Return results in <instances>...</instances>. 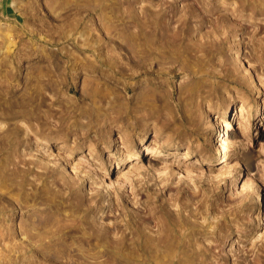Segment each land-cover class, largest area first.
I'll list each match as a JSON object with an SVG mask.
<instances>
[{
  "label": "rangeland",
  "instance_id": "1",
  "mask_svg": "<svg viewBox=\"0 0 264 264\" xmlns=\"http://www.w3.org/2000/svg\"><path fill=\"white\" fill-rule=\"evenodd\" d=\"M146 14L191 50L114 80L96 59ZM0 173V264H167L164 222L209 264L264 259V0H0Z\"/></svg>",
  "mask_w": 264,
  "mask_h": 264
},
{
  "label": "bare ground",
  "instance_id": "2",
  "mask_svg": "<svg viewBox=\"0 0 264 264\" xmlns=\"http://www.w3.org/2000/svg\"><path fill=\"white\" fill-rule=\"evenodd\" d=\"M98 1H100V0H98ZM205 2V1H204ZM100 3V2H99ZM105 4V3H104ZM194 4V3H193ZM204 4H206V3H203V5ZM199 5V4H198ZM201 5V4H200ZM207 5V4H206ZM103 6V5H102ZM189 6V5H188ZM186 7V6H185ZM193 7V6H192ZM104 6H103V8H101L102 10H104ZM170 8V7H169ZM183 8V7H182ZM195 8V7H194ZM185 9V8H184ZM188 9V8H187ZM186 9V10H187ZM190 9V8H189ZM193 9V8H192ZM111 10V9H110ZM160 10V9H159ZM164 11V10H163ZM193 13H196L195 11H192ZM156 13H158V12H156ZM152 14V13H151ZM153 14H154V12H153ZM174 14V13H173ZM129 15V14H128ZM182 15H183V13H182ZM181 15V16H182ZM187 15V14H186ZM190 15H191V11H190ZM134 16V15H133ZM150 16V17H149ZM148 16V14H146V16H144V15H142V17H141V15L140 16H136V18L134 19V21H133V24H134V26H137L135 29V31H132V30H128L127 28H126V30L122 33V34H120L119 35V40H121L120 42H122V44L121 43H119V41H115V43H116V45L114 46L115 48L114 49H111L110 51H111V53H112V57L110 58V59H108V60H105V63L104 62H102L101 60H97L96 59V63H103V64H106L107 66H109L111 69H112V71H113V74H114V76H116V75H118V76H116V77H114V80H116L115 78H118L119 77V75H121V74H123L124 73V69H127L126 67H125V64H130L131 65V68L132 67H134V66H137L138 68H144L145 69V67H144V65H146L147 63H149V62H151L152 60H162L163 58H165V59H167L168 57H171V56H169V54H171V53H173V56H172V58L174 57V58H176V59H179L180 57H184V52H186L187 53V51L186 50H188V48L190 49L191 47H188V48H186L187 47V45H188V43H187V45H186V47H185V45L184 44H182V42H184V40H186L187 39V36L188 35H186V33H185V28L183 27L182 29H181V31H179V32H169V31H171V30H167V26L165 27L164 25H163V23L165 22V21H163V22H161L160 20H159V18H152L153 16H151V15H149ZM161 16H163V15H161ZM180 16V17H181ZM197 16V15H196ZM101 19V18H100ZM125 19V18H124ZM131 19V18H130ZM165 19V18H164ZM182 19H184V18H182ZM181 19V20H182ZM189 20H190V18H188ZM111 20V19H110ZM113 20V19H112ZM186 20V19H185ZM185 20L183 21V23L185 22ZM103 21V20H102ZM115 21V20H114ZM192 21V20H191ZM111 22V21H110ZM126 22H127V20H126ZM182 21H180V23H181ZM186 23V22H185ZM125 24V23H124ZM167 24V23H166ZM165 24V25H166ZM182 24V23H181ZM180 24V25H181ZM184 25V24H183ZM186 25V24H185ZM129 26V25H128ZM127 26V27H128ZM132 26V25H131ZM189 27V26H188ZM132 29H133V27H132ZM189 29V28H188ZM108 30V29H107ZM173 31V30H172ZM178 31V30H177ZM109 34V33H108ZM98 36V35H97ZM111 36V35H110ZM85 37H87V36H85ZM101 37V36H100ZM99 37V38H100ZM112 37V36H111ZM114 37V36H113ZM112 37V38H113ZM107 38H109V37H107ZM89 39V38H88ZM101 39V38H100ZM109 39H111V38H109ZM108 39V40H109ZM99 39H98V37H97V41H98ZM116 40V39H115ZM99 41H102V39L101 40H99ZM105 41V40H104ZM110 41V40H109ZM123 41H124V45H123ZM108 42V41H107ZM192 43H194V42H192ZM204 43V42H203ZM95 44V43H94ZM110 44V43H109ZM190 44V43H189ZM206 44V43H205ZM90 45V44H89ZM102 45H103V43H102ZM113 45V44H112ZM193 45V44H192ZM195 45V44H194ZM197 45V44H196ZM211 45V44H210ZM209 45V46H210ZM96 46V45H95ZM100 46V45H99ZM199 46H201V45H199ZM208 46V45H207ZM90 47V46H89ZM110 47V46H109ZM195 47V46H194ZM204 47V46H203ZM93 48V47H92ZM113 48V47H112ZM197 48V47H196ZM205 48V47H204ZM208 48V47H207ZM60 49V48H59ZM67 49V48H66ZM99 49V52L100 53H103V51L101 52L100 51V49H103V48H101V46H100V48H97V50ZM119 49H124L125 50V52H124V54H123V56H121L120 55V52H119ZM8 50V49H7ZM9 50H11V49H9ZM8 50V51H9ZM68 50V49H67ZM80 50V49H79ZM191 50V49H190ZM189 50V51H190ZM38 51V50H37ZM70 51V50H69ZM86 51V50H85ZM91 51V50H90ZM95 51H96V49H95ZM94 51V52H95ZM13 52V51H12ZM41 52V51H40ZM50 52H51V50H50ZM62 52V51H61ZM64 52V51H63ZM79 53V52H78ZM168 53V54H167ZM186 53H185V57H186ZM12 54V53H11ZM27 54V53H26ZM29 54H31V53H29ZM48 54V53H47ZM52 54V53H51ZM72 54V53H71ZM188 54V53H187ZM63 55V54H62ZM19 56V55H18ZM22 56V55H21ZM77 56V55H76ZM80 56V55H79ZM100 56V55H99ZM110 56H111V54H110ZM124 56H125V59H126V61H124ZM166 56V57H165ZM55 57V56H54ZM65 57V56H64ZM86 57V56H85ZM84 57V58H85ZM192 57V56H191ZM53 58V57H52ZM98 58V57H97ZM171 58V59H172ZM74 59H75V57H74ZM79 59V58H78ZM87 59V58H86ZM101 59V58H100ZM170 59V58H169ZM183 59H185V58H183ZM188 59V58H187ZM193 59V58H192ZM199 59V58H198ZM72 60V59H71ZM76 60V59H75ZM168 60V59H167ZM181 60H182V58H181ZM200 60V59H199ZM80 61V60H79ZM165 61V60H164ZM170 61V60H169ZM183 61V60H182ZM67 62V61H66ZM75 62V61H74ZM77 62V61H76ZM89 61L87 60V63H88ZM156 62V61H155ZM159 62V61H158ZM168 62V61H167ZM65 63V62H64ZM81 63V62H80ZM152 63V62H151ZM157 63V62H156ZM179 64H181V63H179ZM65 65V64H64ZM68 65V64H67ZM78 65V64H77ZM83 65H85L84 64V62H83ZM89 65L90 66H93L94 65V63H92V62H89ZM88 65V66H89ZM189 65V64H188ZM61 66V65H60ZM79 66V65H78ZM158 66H159V64H158ZM58 67V66H57ZM79 67H81V66H79ZM185 67H187V66H185ZM83 68V67H82ZM92 68V67H91ZM130 68V67H129ZM64 69V68H63ZM63 69H62V71H63ZM157 69H158V67H157ZM161 68H159V70H160ZM59 70V69H58ZM92 70V69H91ZM129 70V69H128ZM45 71H47V70H45ZM49 71V70H48ZM60 71V70H59ZM69 71V70H68ZM88 71V70H87ZM101 72V71H100ZM133 73L134 72H137V71H132ZM35 73V72H34ZM48 73V72H47ZM50 73V72H49ZM57 74H58V72H57ZM43 75V74H42ZM42 75H40V76H42ZM56 75V74H55ZM63 75V74H62ZM101 75V74H100ZM46 76V75H45ZM70 76V75H69ZM35 77H36V75H35ZM38 78L37 79H39V76H37ZM71 77V76H70ZM108 77V76H107ZM41 78V77H40ZM49 78H52V77H50L49 76ZM113 78V77H112ZM130 78V77H129ZM34 79V78H33ZM36 79V80H37ZM42 79V78H41ZM72 79V78H71ZM29 80V79H28ZM43 80V79H42ZM50 80H54V79H50ZM60 80V79H59ZM63 80H66V79H63ZM33 81V80H32ZM30 82V81H29ZM37 82V81H36ZM43 82V81H42ZM60 82V81H59ZM46 83V82H45ZM56 83V82H55ZM32 84H33V82H32ZM35 84V83H34ZM40 84V83H39ZM47 84V83H46ZM51 84H52V82H51ZM58 84H60V83H58ZM37 85V84H36ZM36 85H34L33 87L35 88V86ZM48 85V84H47ZM7 86V85H6ZM96 86V85H95ZM95 86H94V89H95ZM31 87V86H30ZM54 87H55V85H54ZM97 87V86H96ZM28 88V87H27ZM93 88V87H92ZM72 89V88H71ZM92 89L93 91H95V90H97V89ZM99 89V88H98ZM67 91H69L70 90V88L69 87H67V89H66ZM100 90V89H99ZM101 91V90H100ZM114 91H116V90H114ZM85 92V91H84ZM89 92V91H88ZM98 92V91H97ZM30 93H31V91H30ZM87 93V92H86ZM90 93V92H89ZM96 93V92H95ZM116 93V92H115ZM88 94V93H87ZM93 94V93H92ZM118 94V93H117ZM36 95V94H35ZM20 96V95H19ZM44 96V95H43ZM87 96H90V95H87ZM41 97V96H40ZM25 98V97H24ZM37 98V97H36ZM93 98V97H92ZM41 99V98H40ZM42 100V99H41ZM46 101V100H45ZM22 102H25L24 100H22L20 103V105H24ZM42 102V101H41ZM46 103V102H45ZM36 104V103H35ZM27 105H29V103L27 104ZM244 105H246V103H245V100L243 101V103L241 104V106L239 107V110H241L242 108L244 109ZM17 106V105H16ZM31 107V106H30ZM20 108V107H19ZM23 108V107H22ZM18 109V108H17ZM24 109V108H23ZM36 109V108H35ZM37 110V109H36ZM23 111V110H22ZM38 111V110H37ZM72 111V110H71ZM70 110L69 111H67V112H71ZM13 113V112H12ZM11 113V114H12ZM15 113V112H14ZM21 113V112H20ZM20 113H18V114H20ZM35 113V112H34ZM39 113V112H38ZM22 114V113H21ZM26 114L27 115H31V114H33V112H32V110H31V112H24L22 115L23 116H25L26 117ZM46 114V113H45ZM89 114V113H88ZM70 115V114H69ZM68 115V116H69ZM37 116H39V115H37ZM43 116V115H42ZM46 116V115H45ZM13 117V116H12ZM18 117V116H17ZM49 117V116H48ZM61 117H62V115H61ZM60 117V118H61ZM65 117V116H64ZM40 118V117H39ZM43 118V117H42ZM66 118V117H65ZM70 118V117H69ZM19 119V118H18ZM38 119V118H37ZM63 119V118H62ZM44 120H46V119H44ZM212 121H215V120H217V117H213L212 119H211ZM62 121V120H61ZM38 122H39V119H38ZM46 122V121H45ZM74 123V122H73ZM59 125H61V124H59ZM70 126L72 125V124H69ZM74 125V124H73ZM62 126V125H61ZM60 126V127H61ZM75 126V125H74ZM41 127V126H40ZM43 127V126H42ZM72 127V126H71ZM10 129V128H9ZM41 129V128H40ZM21 130V129H20ZM36 130H38V128L36 129ZM6 131V130H5ZM15 131V130H14ZM9 132H11V131H9ZM16 132V131H15ZM26 132H27V130H26ZM4 133H6V132H3V134L2 135H4ZM34 133V132H33ZM15 134V133H14ZM7 137V136H6ZM157 137V135H156V133H154L153 134V139L152 140H155V138ZM8 138V137H7ZM17 140V139H16ZM15 140V141H16ZM124 140V143H127L128 142V139H123ZM162 140V142H161V144H160V146H162V145H164V144H168V142L165 140V139H161ZM127 144H129V142L127 143ZM9 145V144H8ZM11 148V147H10ZM157 148L155 147V149H151V152H152V154H158L159 153V150H158V153H157ZM188 152V150H186V153ZM85 154H88V153H85ZM11 157V156H10ZM19 158V157H18ZM12 159V158H11ZM10 159V160H11ZM21 159V158H20ZM150 159V158H149ZM14 161H15V158H14ZM16 161H19L18 159H16ZM21 161V160H20ZM19 163H22V161L21 162H19ZM26 166V165H25ZM14 167V166H13ZM16 168H18V167H16ZM28 168H30L29 166H28ZM5 169H3V171H4ZM13 170V169H12ZM18 171H17V176L19 177L18 178V181H17V187H18V190H19V195L21 196L22 195V189H23V185H24V176L26 175L25 173H26V171H27V169H25V168H21V169H17ZM30 170V169H29ZM13 172H16V171H13ZM1 173H2V171H1ZM1 173H0V175H1ZM6 174V171L5 172H3V174ZM12 173V172H11ZM29 173V172H28ZM10 174V173H9ZM12 174H14V173H12ZM16 174V173H15ZM14 174V175H15ZM6 175H3V177H5ZM9 176V175H8ZM7 177V176H6ZM13 177H15V176H13ZM10 178V177H9ZM17 178V177H16ZM3 179V178H2ZM26 180V179H25ZM16 181V180H15ZM14 182V181H13ZM5 185H7V184H5ZM10 185V184H9ZM13 185V184H12ZM16 185V184H15ZM1 186V185H0ZM4 186V185H3ZM7 187H10V186H7ZM2 189H0V191H1ZM6 190V189H5ZM9 191V190H8ZM37 191V190H36ZM40 191V190H39ZM39 191H37L38 193H39ZM3 193H4V191H3ZM0 197H1V195H0ZM8 198V197H7ZM172 216V215H171ZM177 217V216H176ZM179 217V216H178ZM183 217V216H182ZM171 219H172V217H171ZM185 219V218H184ZM177 220V219H176ZM182 220V219H181ZM163 222H164V220H162ZM171 221V220H170ZM186 221V220H185ZM172 222V221H171ZM173 222H175V221H173ZM179 222V221H178ZM177 223V222H176ZM164 226H162L161 225V227L159 226V228H157V230H156V233H155V236L152 238V237H150V240H148L147 242H145L144 244H142V245H144L143 247H147L146 249H151L150 251H152L153 252V254H154V256H156V258H160V259H164V258H167L166 260H169V262H167V264L169 263V264H206V263H208V262H206V259H205V256H204V252H200L201 250H199V251H197V249H196V251L195 250H192V249H190V246L189 245H187L184 241H182V232H180L179 231V234H176V232H175V230L174 229H172L171 227H170V225H166V222H164ZM173 224V223H172ZM188 224H191V223H188ZM20 226H22V225H20ZM132 227V226H131ZM25 228V227H24ZM176 228H178L177 226H176ZM21 229H22V227H21ZM182 231V230H181ZM178 233V232H177ZM181 233V234H180ZM187 233V232H186ZM185 233V234H186ZM154 235V234H153ZM152 235V236H153ZM147 236V235H146ZM133 237V236H132ZM185 237V236H184ZM131 238V237H130ZM132 239V238H131ZM187 239H188V237H187ZM186 239V240H187ZM145 241V240H144ZM191 241V240H190ZM130 243V242H129ZM132 244V243H131ZM140 244V245H141ZM191 244V243H190ZM47 246V245H46ZM264 246V245H263ZM262 246V247H263ZM48 247V246H47ZM130 247V246H129ZM142 247V248H143ZM179 248L180 249V253L179 254H173V252H174V249L175 248ZM207 247V246H206ZM262 247H261V249H262ZM193 248V247H192ZM196 248V247H195ZM208 248V247H207ZM264 248V247H263ZM45 250H46V248H44ZM48 249V248H47ZM133 249V248H132ZM132 249H130L131 250V252H132ZM194 249V248H193ZM41 250V249H40ZM50 250H51V248H50ZM129 250V251H130ZM143 250H144V248H143ZM148 250V251H149ZM49 251V250H48ZM135 251V250H134ZM147 251V252H148ZM256 251V250H255ZM263 251H264V249H263ZM47 252V251H46ZM52 252V251H51ZM56 252V251H55ZM60 252V251H59ZM257 252V251H256ZM44 253V252H43ZM57 253V252H56ZM136 253V252H135ZM252 253H253V251H252ZM52 254V253H51ZM133 254V253H132ZM131 254V255H132ZM165 254V255H164ZM242 254H244V253H242ZM258 254H259V252H258ZM258 254H256L255 252H254V254H253V256H252V258L251 259H246L245 258V256H244V258L245 259H243V257H241V260L239 259V260H236L235 261V263H233V264H264V259L262 258H260L259 257V255ZM130 255V254H129ZM152 255V254H151ZM145 255H143V257H144ZM200 256H202L201 258H199ZM207 256H209V255H207ZM251 256V255H250ZM250 256H249V258H250ZM264 257V256H263ZM145 258V257H144ZM151 259V258H150ZM234 259H236V258H234ZM143 260V259H142ZM141 260V261H142ZM209 260V259H208ZM213 260V259H212ZM131 261V260H130ZM144 261V260H143ZM142 261V262H143ZM157 261H159V259L157 260ZM145 262V261H144ZM209 262H210V260H209ZM158 263H160V262H158ZM166 263V262H165ZM221 263V262H220ZM132 264V263H131ZM134 264V263H133ZM209 264V263H208ZM211 264V263H210ZM222 264V263H221Z\"/></svg>",
  "mask_w": 264,
  "mask_h": 264
}]
</instances>
